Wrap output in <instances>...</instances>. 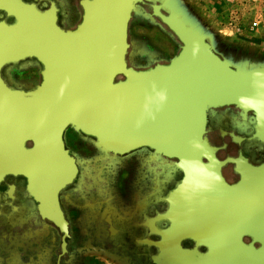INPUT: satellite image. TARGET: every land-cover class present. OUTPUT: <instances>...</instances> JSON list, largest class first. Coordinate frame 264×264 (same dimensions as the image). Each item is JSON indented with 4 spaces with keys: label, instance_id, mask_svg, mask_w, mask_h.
<instances>
[{
    "label": "water",
    "instance_id": "1",
    "mask_svg": "<svg viewBox=\"0 0 264 264\" xmlns=\"http://www.w3.org/2000/svg\"><path fill=\"white\" fill-rule=\"evenodd\" d=\"M80 4V22L63 29L54 8L0 0L14 17L0 20V181L24 176L43 213L65 226L57 196L76 173L62 139L68 126L114 153L149 147L184 172L170 194L180 237L196 243L184 264H264V163L229 184L205 136L208 111L225 105L253 111L264 131V61L219 53L214 35L180 0ZM134 13L180 43L167 63L128 65ZM27 57L41 64L40 83L28 91L8 86L2 67Z\"/></svg>",
    "mask_w": 264,
    "mask_h": 264
},
{
    "label": "flooded vegetation",
    "instance_id": "2",
    "mask_svg": "<svg viewBox=\"0 0 264 264\" xmlns=\"http://www.w3.org/2000/svg\"><path fill=\"white\" fill-rule=\"evenodd\" d=\"M21 1L42 11L54 8L63 29H73L81 20V0ZM142 11L150 13L151 8L144 4ZM0 20L12 24L14 17L0 8ZM152 24L169 33L160 23ZM128 43L126 59L136 69L169 60L166 52L150 53L144 44L138 46L129 25ZM41 68L37 59L27 57L3 66L1 76L8 86L28 91L41 76L33 82L19 75L37 70L40 75ZM205 136L229 184L240 181L248 167L264 163V131L253 111L235 105L210 109ZM62 139L76 167L74 178L57 196L65 226L43 213L24 176L5 175L0 181V264H184L190 260L188 251L196 243L180 237L171 215V191L184 177L175 158L149 147L114 153L72 126L64 130Z\"/></svg>",
    "mask_w": 264,
    "mask_h": 264
},
{
    "label": "rangeland",
    "instance_id": "3",
    "mask_svg": "<svg viewBox=\"0 0 264 264\" xmlns=\"http://www.w3.org/2000/svg\"><path fill=\"white\" fill-rule=\"evenodd\" d=\"M182 4L199 20V22L209 30L214 37L228 39V42H235L234 57L232 60L247 58L252 61H264V52L260 47L251 45L246 39L239 36L240 32L230 33L221 30L215 24L216 21L225 18L228 25L233 26L242 20L243 14L255 13L264 8V0H180ZM135 14V13H134ZM222 20V19H221ZM149 19L139 14L130 19L129 29L135 43L140 46L145 45V49L150 53L166 52V58H171L179 50L180 43L170 33L163 28L155 27ZM160 26V25H159ZM175 40H170L169 37ZM225 56V55H224ZM227 57V56H226ZM20 77L28 76L35 82L39 79V70L20 74Z\"/></svg>",
    "mask_w": 264,
    "mask_h": 264
},
{
    "label": "crops",
    "instance_id": "4",
    "mask_svg": "<svg viewBox=\"0 0 264 264\" xmlns=\"http://www.w3.org/2000/svg\"><path fill=\"white\" fill-rule=\"evenodd\" d=\"M221 19L215 22L216 26L220 27V31L223 29L230 33L240 32L239 36L246 39L251 45L260 47L264 52V8H261L259 12L243 14L242 20L239 23H234L233 26L223 21L225 19L223 16Z\"/></svg>",
    "mask_w": 264,
    "mask_h": 264
},
{
    "label": "trees",
    "instance_id": "5",
    "mask_svg": "<svg viewBox=\"0 0 264 264\" xmlns=\"http://www.w3.org/2000/svg\"><path fill=\"white\" fill-rule=\"evenodd\" d=\"M228 39H222V38H218L215 37V45H216V49L219 53L229 57V58H233L234 53H232L233 51H235L236 47H235V42H228Z\"/></svg>",
    "mask_w": 264,
    "mask_h": 264
}]
</instances>
